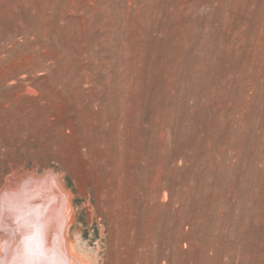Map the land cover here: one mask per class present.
<instances>
[{
    "label": "rangeland",
    "instance_id": "rangeland-1",
    "mask_svg": "<svg viewBox=\"0 0 264 264\" xmlns=\"http://www.w3.org/2000/svg\"><path fill=\"white\" fill-rule=\"evenodd\" d=\"M27 177L67 251L20 199L0 264H264V0H0V192Z\"/></svg>",
    "mask_w": 264,
    "mask_h": 264
},
{
    "label": "bare ground",
    "instance_id": "bare-ground-1",
    "mask_svg": "<svg viewBox=\"0 0 264 264\" xmlns=\"http://www.w3.org/2000/svg\"><path fill=\"white\" fill-rule=\"evenodd\" d=\"M39 186L35 184V179L33 178L27 177V179H24L21 181H16L13 179L10 185L5 187L2 190V192H0V232H2V235H3V237L1 238V241H4V238L6 237V235L10 234L9 232H11L7 227L2 226L3 224L1 225L2 212L12 209L11 207H12L13 202H16L17 200H20V199L23 200V202H25L23 205L26 206V210L35 211L37 214L35 216L34 232L32 233L29 231L30 233H32V237H31L32 239L30 241L27 240L28 242L25 240L24 242H26V246L29 247L32 253L38 252L45 256L47 255L48 252H50L51 248L54 250L56 248H58L57 250L66 249L65 241L63 238V232H64L65 225L67 224V218L69 217L68 216L69 215V211H68L69 203L66 199V195L64 194V191L58 185L55 178H53L52 182L50 181L47 183L43 182ZM17 222L19 223V221ZM32 226L33 225H31V227ZM25 229L23 233H25ZM19 238H21V236ZM69 260L71 261V264H81V262L76 258L74 254L70 256Z\"/></svg>",
    "mask_w": 264,
    "mask_h": 264
}]
</instances>
